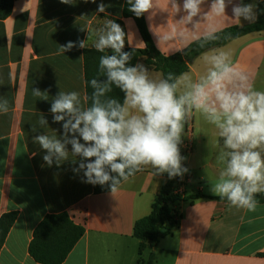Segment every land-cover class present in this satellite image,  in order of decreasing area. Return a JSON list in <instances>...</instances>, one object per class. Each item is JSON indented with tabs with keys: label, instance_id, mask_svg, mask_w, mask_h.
<instances>
[{
	"label": "crops",
	"instance_id": "0c3cea01",
	"mask_svg": "<svg viewBox=\"0 0 264 264\" xmlns=\"http://www.w3.org/2000/svg\"><path fill=\"white\" fill-rule=\"evenodd\" d=\"M262 1L242 0L244 4L257 5ZM101 2L108 6L106 13L97 12ZM177 2L182 6L183 0ZM239 2L233 0L228 5L225 17L210 16L205 21L203 16L211 3L206 0L201 15L186 24L180 21L186 13H175L170 0H154V8L145 17L157 49L173 55L199 40L197 37H202L210 26L219 32L250 24L243 18L241 23L234 19L232 6ZM124 3L125 0H73V4L14 0L11 16L0 21V100H7L9 105V112L0 114V218L11 212L18 214L0 250V264H38L29 254L34 231L46 216L61 213L85 229L63 264H135L140 258V240L134 236V225L151 213L168 174H155L156 170L147 166L123 182L116 193L96 195L93 184L84 182L83 171L74 172L79 157L69 153V160L60 166H48L43 160L45 150L33 143V137L41 133L62 137L63 122H53L50 112L59 91L80 93L87 107L85 48L77 46L64 54L59 51L60 45L83 40L86 48L95 49L96 31L112 19L126 33L124 49L145 48L135 21L123 17ZM216 50L228 51L232 62L251 76L257 90L264 87V31L200 55L187 72L194 80L206 72L204 55ZM150 73L162 76L160 72ZM33 88L45 93L35 96ZM42 114L48 121L45 127L38 124ZM189 141L192 151L182 162L188 171L179 176L177 190L184 197L200 193L205 198L179 202L174 207L178 223L172 234L162 238L154 249H147L142 261L153 254L154 264H264V204L248 211L214 199L218 196L212 186L223 167L217 160L223 141L215 127L196 111L185 124L183 154V145ZM68 150L71 152V145ZM193 178L205 185L189 195L187 184Z\"/></svg>",
	"mask_w": 264,
	"mask_h": 264
},
{
	"label": "clouds",
	"instance_id": "9594fccd",
	"mask_svg": "<svg viewBox=\"0 0 264 264\" xmlns=\"http://www.w3.org/2000/svg\"><path fill=\"white\" fill-rule=\"evenodd\" d=\"M60 2L73 4V0ZM126 3L128 11L136 17L154 8V0H126ZM205 3L206 0H183L181 6L177 0H170L175 13L181 10L186 13L180 20L186 24L201 15ZM232 3L233 0H211L203 19L225 17L226 8ZM107 7L101 2L97 12L106 13ZM256 8V3L244 4L241 0L233 4L232 15L240 23L241 18L255 23ZM216 33L217 28L210 26L202 37H197L201 39L200 46L220 39ZM95 35L97 51H112L99 60L105 79L90 81L94 91L89 107L83 106L76 91H59L53 98L50 112L53 122H63L62 137L45 133L33 137V143L46 152L43 156L46 164L60 166L69 160L71 153L80 158L74 172L83 171L86 183L108 185L112 194L122 182L147 166L155 169V174L182 176L188 169L182 164L185 158L179 145L185 124L196 111L215 127L223 141L217 157L223 167L212 186L213 193L236 208L255 211L256 194L264 193V90L254 87L251 76L238 68L225 50L204 55L207 68L198 80L187 72L179 76L170 72L157 78L143 63H130L132 53L123 51L126 33L115 20H107ZM77 46L86 48V41H68L60 45L59 51L65 54ZM113 86L123 93L122 103L107 96ZM43 93L33 88L35 96ZM43 99L47 100V96ZM8 112V101L0 100V114ZM38 124L48 125L43 114ZM32 131L37 128L33 126Z\"/></svg>",
	"mask_w": 264,
	"mask_h": 264
},
{
	"label": "trees",
	"instance_id": "16d2710c",
	"mask_svg": "<svg viewBox=\"0 0 264 264\" xmlns=\"http://www.w3.org/2000/svg\"><path fill=\"white\" fill-rule=\"evenodd\" d=\"M14 7V0H0V21L11 16ZM128 5L124 3L123 17L131 18L135 21L139 33L145 43L144 49H123L125 52L132 53L131 64L137 62L143 63L149 71L160 72L166 77L168 73L179 76L181 73L189 71L190 64L203 53L225 46L227 43L244 37L252 33H260L264 31V1L257 5V20L243 27L232 26L223 29L216 34L220 39L207 42L201 47V39L193 42L182 51L173 55H165L161 53L151 36L149 31L145 13L136 17L134 13L128 11ZM112 54V51L106 50L104 53L94 48H85L83 51L84 59V77L86 86L87 107L91 106V95L94 91L90 85V81L94 78L105 79L103 73L99 69V60L102 55ZM110 98H116L123 102V93L119 88L113 86ZM181 155V144L179 145ZM141 172V171H140ZM137 172L135 175L139 174ZM134 175V176H135ZM131 178V177H130ZM123 183V182H122ZM179 176L169 178L157 194L152 204L151 213L138 220L133 229L134 236L140 240L139 260L135 264H154L155 258L151 254L146 262L142 261V255L147 249H154L158 242L172 234V230L177 226V214L173 206L181 201L191 203L205 198L204 195L198 193L194 196L184 197L176 193ZM93 191L96 195L110 193L108 185H93ZM230 204L226 198H214ZM257 204H264V193L256 194ZM17 213L11 212L4 214L0 218V250L3 248L7 236L13 227ZM85 229L76 225L66 213L48 215L38 225L33 234V239L29 245V254L31 258L38 264H63L76 244L84 236Z\"/></svg>",
	"mask_w": 264,
	"mask_h": 264
},
{
	"label": "rangeland",
	"instance_id": "374dc122",
	"mask_svg": "<svg viewBox=\"0 0 264 264\" xmlns=\"http://www.w3.org/2000/svg\"><path fill=\"white\" fill-rule=\"evenodd\" d=\"M258 90H264V87H262V88H259ZM184 133V132H183ZM185 159L187 158V156H188V153H186L185 151H184V154L182 155ZM185 159L182 161V162H185ZM184 175V174H183ZM182 175V176H183ZM205 184L204 183H202V182H200L197 178H193L192 179V183L191 184H187V193L189 194V195H191V194H193V193H197V191L195 190L196 188H198V187H200V186H204ZM178 204L179 203H177V204H175L174 206H173V208L175 207V206H178Z\"/></svg>",
	"mask_w": 264,
	"mask_h": 264
},
{
	"label": "built area",
	"instance_id": "2783aa9c",
	"mask_svg": "<svg viewBox=\"0 0 264 264\" xmlns=\"http://www.w3.org/2000/svg\"><path fill=\"white\" fill-rule=\"evenodd\" d=\"M183 149L186 153H190L192 151V143L189 141V142H185L184 145H183ZM176 193L183 196L182 192L179 191V190H176Z\"/></svg>",
	"mask_w": 264,
	"mask_h": 264
}]
</instances>
